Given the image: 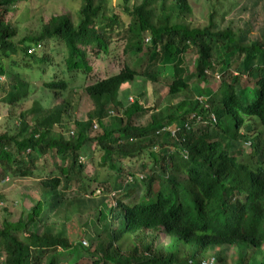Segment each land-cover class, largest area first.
<instances>
[{
  "label": "trees",
  "instance_id": "obj_1",
  "mask_svg": "<svg viewBox=\"0 0 264 264\" xmlns=\"http://www.w3.org/2000/svg\"><path fill=\"white\" fill-rule=\"evenodd\" d=\"M21 1L0 0V113L10 115L35 92L21 64L61 102L31 127L20 115L17 126L0 133V173L8 181L35 179L40 188L25 217L0 223V264H264V134L254 131L256 124L264 129V19L260 39L244 45L230 26L217 30L214 13L206 27L188 25L186 0H141L132 9L128 0L114 9L106 0H82L75 23L52 16L16 42L18 26L8 18ZM120 13L133 17L124 32ZM131 35L136 52L144 38L148 44L141 70L125 65L104 79L93 74L94 63L111 58V47ZM219 48L231 62L221 60ZM187 52L196 56L191 82ZM220 63L224 68L214 69ZM138 78L163 83L166 96L180 101L149 115L156 108L141 106ZM82 92L92 110L71 123ZM63 125L68 138L54 132ZM239 146L251 156H241ZM84 160L115 175L114 205L104 190L95 196L97 177L83 178ZM101 205L115 224H107L104 242L97 232L93 251L78 243L82 231L77 241L61 228L52 232L64 213L100 214ZM38 221L45 224L40 233L29 228ZM159 232L168 244L155 247Z\"/></svg>",
  "mask_w": 264,
  "mask_h": 264
},
{
  "label": "rangeland",
  "instance_id": "obj_2",
  "mask_svg": "<svg viewBox=\"0 0 264 264\" xmlns=\"http://www.w3.org/2000/svg\"><path fill=\"white\" fill-rule=\"evenodd\" d=\"M186 1L191 8V14L187 19L185 18V21L191 27H206L210 21L211 14L214 13L212 21H214L217 30H222L230 26L232 30L240 33L239 36L242 39V43L244 45L250 41L259 40L261 37L264 19L263 3H257L255 0H248V2L245 0H219L220 2H217L216 0ZM106 2L107 8L114 9L120 4L122 5L123 0H106ZM82 3V0H22L19 3V7L17 8L16 12L14 11L13 14L8 18L13 27L15 25L18 26L15 35V41L19 42L27 36L34 35L39 27L46 23L52 16L64 14L70 19H73L75 23V12L80 8ZM140 3L141 0H128L125 6L132 9L135 6L140 5ZM244 8H246V10H244ZM121 13V22L124 26L122 32H124L127 25H132L131 23L133 21V17L124 16ZM132 36L133 35L130 36L131 39L126 36L124 41L119 40L117 44L111 47V58L103 59V62H95L93 74H95L98 78L104 79L116 74L119 68H122L125 65L139 72L142 66L145 64L149 48L148 44L145 43L144 38L140 45L141 52H136L133 50L137 47L135 44L137 38ZM124 51L126 53H124ZM217 52L219 55H221L222 61L225 63L231 62L229 61L231 56L227 53H224L221 48H219ZM50 55L54 58L55 63L61 62V54L51 53ZM195 58L196 56L193 54V52H187L185 70L186 74L191 76L190 82L194 79L193 74L195 68ZM234 65L235 63L230 64V70H232ZM220 67L224 68V66L220 63L218 67L216 66L214 69L217 70L220 69ZM19 68V70H23V75L28 76L36 89L34 94L26 102L18 105L10 115H7V109L5 108L1 111L0 133L8 130L12 126H17L21 122L20 115L24 117V124L31 127L35 119L40 117L41 112H45L50 106L57 105L61 102V100H53L50 93L43 92L39 89V86H41V81L37 79L36 70H32L33 68H31L29 65L24 66L22 64ZM29 70H32V72L28 73ZM50 74L51 73H48V75ZM138 79L139 82L136 83V85L142 90V96L139 98L141 106L150 110H152V108H156L154 111H150L149 115L155 114L156 112H164L163 110H166L169 105L176 104L180 101V99L171 100L168 96H166L167 88L163 83L159 85H150L147 84V82L142 78ZM2 80L4 79L2 78L0 82H2ZM215 80L216 79H214V81ZM203 83L200 85L204 86ZM75 84H79V82ZM215 85L216 83L214 86ZM210 86L211 85L205 87L207 88L205 89L207 92L213 90ZM130 87L131 91L129 95H131L134 100V96H136L137 92L134 93V85ZM190 94L194 96L192 93ZM38 110L41 111L39 112ZM90 110H92L91 102L82 92L78 110L72 116L71 123L73 120H85L86 114ZM144 120L142 122H147L148 119L145 121ZM66 127V125L57 127L54 129V132L62 135L64 138H68L66 133L71 129H67ZM254 131L264 134V129L258 127V124L255 125ZM239 148L242 150L241 156H251V151H246L245 149L248 147L239 146L238 149ZM251 160L253 162V159ZM84 165L85 174L83 178L86 179L87 182L91 181L94 176L97 177V183L94 186L92 185L93 188H96L95 196L101 197L103 195L102 190H104V193H110L107 195L110 196L112 205H114L115 196L112 188L115 175H113L112 172H110L106 167L88 164L86 160H84ZM125 169L126 168H123L122 171H125ZM4 180L5 177L0 173V223L4 218H7L11 222H16L18 219L25 217L29 209L36 202H38L40 198V188L38 185L39 181L35 179L16 177L9 178V181L6 183L3 182ZM69 195L72 197L71 193ZM75 195L76 194L73 196ZM100 210V214L99 211H91L89 213L75 211L72 215L64 213L62 220L58 221L55 226L50 228L52 229L53 233H58L61 228L62 232L66 233L68 238L71 240L73 238V240L76 241L78 240V231H82V240L78 243H81L83 247L93 251L97 243V241H95L97 232L100 234L98 239L104 242L107 240V224L111 222L113 227L115 224L114 220L109 221L110 217L107 216L106 205H101ZM44 225V223L38 221L29 228L30 230L40 233L42 232ZM50 228L48 229L51 230ZM91 243H94V245H90ZM167 244L168 238L165 234L159 232L155 247H162ZM78 251L79 248L74 249L73 258H77ZM58 253L62 254V252L59 250ZM227 256L230 257L231 252L228 253ZM228 257L226 258L228 259ZM61 259L67 260V257L63 256L60 258V260ZM80 261L82 260H79L78 263ZM65 262L66 261H62V263Z\"/></svg>",
  "mask_w": 264,
  "mask_h": 264
},
{
  "label": "built area",
  "instance_id": "obj_3",
  "mask_svg": "<svg viewBox=\"0 0 264 264\" xmlns=\"http://www.w3.org/2000/svg\"><path fill=\"white\" fill-rule=\"evenodd\" d=\"M214 78L217 79V80L219 79V77L217 75H215ZM192 118L193 117H191V119ZM211 121H212V123H215L216 122V120H215V118L213 116L211 117ZM7 181H8L7 178H5V180L3 182L6 183ZM200 264H214V262L211 259H207V260L202 261Z\"/></svg>",
  "mask_w": 264,
  "mask_h": 264
}]
</instances>
